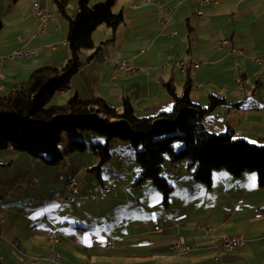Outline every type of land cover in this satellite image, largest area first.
Returning a JSON list of instances; mask_svg holds the SVG:
<instances>
[{
	"label": "crops",
	"instance_id": "0c3cea01",
	"mask_svg": "<svg viewBox=\"0 0 264 264\" xmlns=\"http://www.w3.org/2000/svg\"><path fill=\"white\" fill-rule=\"evenodd\" d=\"M35 2L50 11L45 23L33 14ZM113 10L121 23L114 31L105 25L93 31L95 47L50 105L77 95L120 108L127 98L138 116H150L173 107L164 83L181 94L189 80L194 104L207 106L210 95L224 100L203 116L210 132L229 129L264 144V65L252 60H264V0H117ZM0 15V95L36 69L68 59V22L49 0H1ZM222 39L228 44L219 45ZM16 49L30 57H11ZM231 49L243 53L232 55ZM187 56L205 64L173 66ZM119 62L131 69H119ZM85 136V142L102 141ZM110 150L115 159L100 170H90L98 162L91 151L49 165L10 146L0 150V264H264V187L255 173L217 169L207 187L188 162L165 157L160 174L171 185L165 199L150 181L134 185L140 169L131 146L117 141ZM71 177L77 189L61 201L71 195L64 185ZM105 181L112 190L101 196ZM47 232L61 240L57 263L48 259ZM235 233L244 235V244L223 251L221 237ZM176 242L191 251L177 254Z\"/></svg>",
	"mask_w": 264,
	"mask_h": 264
},
{
	"label": "trees",
	"instance_id": "16d2710c",
	"mask_svg": "<svg viewBox=\"0 0 264 264\" xmlns=\"http://www.w3.org/2000/svg\"><path fill=\"white\" fill-rule=\"evenodd\" d=\"M52 1L67 18L68 59L59 67L36 69L25 82L0 95V150L10 146L55 165L64 157L59 147L64 135L70 136L65 152H75L86 148L80 132H91L86 134L99 135L106 142H89L91 153L98 159L90 170H100L110 160L111 140L125 141L133 148L140 169L134 185L150 181L165 199L171 189L160 174L165 156L173 163L188 162L192 176L207 187L217 169L233 176L253 172L258 185L264 187V144H251L229 129L220 134L210 132L203 116L224 100L210 95L207 106L194 104L189 96V80L181 94L175 93L170 82L164 83L173 97V107L150 116H138L127 98H123L120 108L99 97L81 99L77 95L47 106L57 91L68 88L70 77L87 60L84 53L95 47L93 31L99 25L114 31L122 21L121 13L113 10L117 0H101L92 7L91 0H76V11L71 16L66 13L67 0Z\"/></svg>",
	"mask_w": 264,
	"mask_h": 264
},
{
	"label": "built area",
	"instance_id": "2783aa9c",
	"mask_svg": "<svg viewBox=\"0 0 264 264\" xmlns=\"http://www.w3.org/2000/svg\"><path fill=\"white\" fill-rule=\"evenodd\" d=\"M200 1H210V0H200ZM33 14L35 17H37L42 23H45L47 21V19L50 17V11L48 9V7L46 5H40L37 2V6L33 7ZM177 32L174 31L173 34L175 35ZM228 44V40L227 39H222L219 42V45L223 46V45H227ZM230 53L232 55H241L243 52L240 49H231ZM16 56H25V57H30V53L29 52H24L21 49H16L12 52L11 57H16ZM252 60L258 64H262L264 65V60L260 59L259 57H252ZM203 64H205V61H197V62H189L188 61V56L180 61H175L173 63V66H177L180 67L182 69H185L186 67L192 66V67H200ZM115 65L121 69V70H129L131 69L130 66H128L125 62H119V63H115ZM66 188H69L71 190V195L69 196H61L59 197V200L61 201H68L70 199H72L73 193L76 191L77 186L75 183V180L73 177L67 179L64 183ZM112 190V186L108 183V182H104L103 184H101L98 187V192L101 196H103L105 193H108ZM204 229L206 231H209V228L204 227ZM46 238L49 241V249H50V253L48 256V259L57 263L60 261L61 258V253L56 250L55 245L60 243V237L58 235V233L55 232H47L46 233ZM245 238L244 235L242 233H235V234H230V235H226L221 237L220 242H219V247L225 251V252H232L235 249L241 247L244 244ZM14 247L17 248L22 254H26V251L24 248H22L20 246V244L17 241H13L12 242ZM112 243H108L107 245H111ZM173 249L176 251L177 254L179 255H184L187 254L189 251H191L192 246L184 244V243H174L173 245ZM82 264H86V263H82Z\"/></svg>",
	"mask_w": 264,
	"mask_h": 264
},
{
	"label": "rangeland",
	"instance_id": "374dc122",
	"mask_svg": "<svg viewBox=\"0 0 264 264\" xmlns=\"http://www.w3.org/2000/svg\"><path fill=\"white\" fill-rule=\"evenodd\" d=\"M75 1V0H74ZM99 1H101V0H97L96 2H90V5H91V7L92 6H95L96 4H97V2H99ZM36 3V2H35ZM49 4H50V6L51 7H54L55 8V10L58 12V14L66 21V23H67V18L65 17V16H63L62 14H60V12L57 10V6H56V4H55V2L54 1H52V0H49ZM34 6V5H33ZM66 13L68 14V15H72V1L71 0H67V9H66ZM253 58H255V57H253ZM59 91H57L56 93H58ZM47 106H49V103L47 104ZM86 133H91V132H80V134H79V137L81 138V139H85V140H87L86 138L87 137H85V135H87ZM84 134V135H83ZM83 135V136H82ZM70 136L69 135H64L63 136V138H62V140H61V142L59 143V147H60V149H61V151L62 152H64V157H63V159L65 160V158L67 157V156H69V155H73V156H75V155H80V154H82V153H86V152H88V151H90V147H89V141H86V148H85V150H83V151H77V152H65V150H66V147H67V144H68V138H69ZM95 137H99V135H97V136H95ZM243 138V137H242ZM103 139V141H102V144H105V142H106V139L105 138H102ZM117 141H121V143H124V144H126V145H128L127 144V142H125V141H122V140H117V139H113V140H111L110 141V148H112V146H113V143H115V142H117ZM248 141V140H247ZM251 144H253V143H251ZM176 147H177V145H176ZM119 152H121V153H123V154H126V153H124L125 151H119ZM111 153H112V151H111ZM165 157H168V156H165ZM111 159H115V158H113V156L111 157ZM62 161V160H61Z\"/></svg>",
	"mask_w": 264,
	"mask_h": 264
},
{
	"label": "bare ground",
	"instance_id": "6f19581e",
	"mask_svg": "<svg viewBox=\"0 0 264 264\" xmlns=\"http://www.w3.org/2000/svg\"><path fill=\"white\" fill-rule=\"evenodd\" d=\"M34 6H37V2L36 3H34ZM33 6V7H34ZM16 57H24V58H28V57H25V56H16ZM190 59V57L188 56V61L189 62H197V61H192V60H189ZM0 201H1V199H0ZM14 246V245H13ZM25 255V254H24ZM84 263H86V264H91V263H88V262H84Z\"/></svg>",
	"mask_w": 264,
	"mask_h": 264
}]
</instances>
